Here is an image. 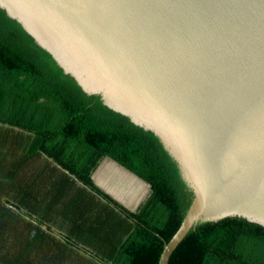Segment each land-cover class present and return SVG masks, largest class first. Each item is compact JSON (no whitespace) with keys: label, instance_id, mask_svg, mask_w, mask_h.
Listing matches in <instances>:
<instances>
[{"label":"water","instance_id":"1","mask_svg":"<svg viewBox=\"0 0 264 264\" xmlns=\"http://www.w3.org/2000/svg\"><path fill=\"white\" fill-rule=\"evenodd\" d=\"M0 9L176 162L193 200L159 264L201 223L264 227V0H0ZM100 166L95 184L137 210L144 200L125 203Z\"/></svg>","mask_w":264,"mask_h":264},{"label":"trees","instance_id":"2","mask_svg":"<svg viewBox=\"0 0 264 264\" xmlns=\"http://www.w3.org/2000/svg\"><path fill=\"white\" fill-rule=\"evenodd\" d=\"M107 157L151 185L136 211L95 184ZM192 200L152 132L85 93L0 9V264H159ZM169 264H264V227L201 223Z\"/></svg>","mask_w":264,"mask_h":264},{"label":"rangeland","instance_id":"3","mask_svg":"<svg viewBox=\"0 0 264 264\" xmlns=\"http://www.w3.org/2000/svg\"><path fill=\"white\" fill-rule=\"evenodd\" d=\"M20 153V152H19ZM11 157L8 156V159H10ZM35 161H39L38 163L42 162L43 161V157H40L38 160L35 159ZM110 165H113L112 161L109 160V159H104L102 160L101 162V166L98 170V173L100 174L101 170H103L105 167H107V165L109 166ZM115 166V165H114ZM115 168V167H114ZM116 170H118L117 168H115ZM102 174H103V171H102ZM105 174V173H104ZM127 176V175H126ZM124 183H131L130 180H126L123 179ZM15 186L14 185H8L5 187V192L7 194L8 197H11L10 200H14L15 199V194L16 192L12 190V188H14ZM123 187H125L126 189V192H123V195H124V201L125 203L127 204H132L133 207L139 205L143 200H145L149 193H150V187L148 185H139L138 187L136 186L134 189L132 187H126L125 184L123 185ZM128 189H130L128 191ZM131 189H133V193L130 192Z\"/></svg>","mask_w":264,"mask_h":264},{"label":"crops","instance_id":"4","mask_svg":"<svg viewBox=\"0 0 264 264\" xmlns=\"http://www.w3.org/2000/svg\"><path fill=\"white\" fill-rule=\"evenodd\" d=\"M113 163V162H112ZM117 168L116 166H114V163L113 165H110L109 166L107 165V167H105L103 170H101L100 172V180L101 182H103V184H106V185H109L112 187V189L114 190V188L117 186L116 183L120 182L122 184V186L125 184L126 187H129L131 183H124L123 179L121 178V172L119 170H116L115 168ZM118 169V168H117ZM61 173L67 175L70 179L71 177L66 174L64 171H61L59 170ZM102 171H103V174H102ZM105 173V174H104ZM99 174V173H98ZM72 180V179H71ZM74 181V180H73ZM129 181V180H128ZM131 182V181H130ZM132 185V184H131ZM126 189V188H125ZM134 189V188H133ZM133 189H131L130 192L133 193ZM130 189H128L129 191ZM135 190V189H134ZM123 194V193H122ZM37 203H38V207L41 206V204H45L46 202L41 199L39 196L37 197ZM39 212L43 215H46V213H44L45 211L44 210H39ZM39 213V214H40ZM49 216H52L51 214H49ZM33 217H36V216H33ZM54 218V216H53ZM58 220L57 222H55L58 226H62V225H65L66 223H64V221L62 219H55L54 221ZM54 223V224H55ZM55 224V225H56ZM46 227L43 225L41 227V230L42 231H45ZM51 235L58 238L59 237V231L56 229V228H52V232H51Z\"/></svg>","mask_w":264,"mask_h":264},{"label":"bare ground","instance_id":"5","mask_svg":"<svg viewBox=\"0 0 264 264\" xmlns=\"http://www.w3.org/2000/svg\"><path fill=\"white\" fill-rule=\"evenodd\" d=\"M99 180H100V174H99ZM101 181V180H100ZM101 183H103V182H101ZM133 182H131V184H132ZM130 184V187H132V188H135L136 186L135 185H131ZM116 187L114 188V192L115 193H117V194H122L123 192H126V190H125V187H123L122 186V184L120 183V182H118V183H116ZM138 187V186H137Z\"/></svg>","mask_w":264,"mask_h":264},{"label":"clouds","instance_id":"6","mask_svg":"<svg viewBox=\"0 0 264 264\" xmlns=\"http://www.w3.org/2000/svg\"><path fill=\"white\" fill-rule=\"evenodd\" d=\"M76 184H77V185H81L80 183H77V182H76ZM135 211H136V210H135Z\"/></svg>","mask_w":264,"mask_h":264}]
</instances>
